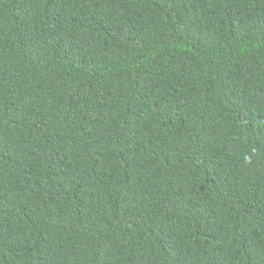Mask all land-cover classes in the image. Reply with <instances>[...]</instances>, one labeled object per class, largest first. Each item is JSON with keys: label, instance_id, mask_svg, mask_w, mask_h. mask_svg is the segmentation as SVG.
<instances>
[{"label": "trees", "instance_id": "obj_1", "mask_svg": "<svg viewBox=\"0 0 264 264\" xmlns=\"http://www.w3.org/2000/svg\"><path fill=\"white\" fill-rule=\"evenodd\" d=\"M0 264H264V0H0Z\"/></svg>", "mask_w": 264, "mask_h": 264}]
</instances>
